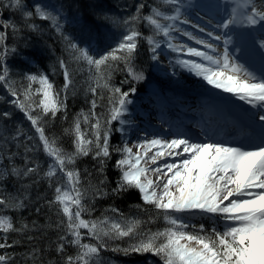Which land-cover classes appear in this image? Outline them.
<instances>
[{"label": "snow or ice", "instance_id": "obj_1", "mask_svg": "<svg viewBox=\"0 0 264 264\" xmlns=\"http://www.w3.org/2000/svg\"><path fill=\"white\" fill-rule=\"evenodd\" d=\"M173 6L171 14L153 8L151 14L141 16L139 5L137 13L123 21L128 25L115 47L109 48L103 54L93 53L90 44L83 46L64 29V17L59 10L37 3L33 11H25L23 0H0V6L23 13L26 26L32 31H39V26L33 22L38 17L50 23L58 37L63 41L65 50L71 60L79 65H86L89 72L88 91L93 96L98 95L97 89H106L111 93L108 98L110 107L103 118L96 113L97 101L91 100L88 114L83 112L75 118L71 129L74 137L73 152H66L59 146L54 137L45 134V117L55 118L67 108V94L73 85V71L64 59H58V67L62 71L64 87L61 91L54 88L49 77L44 74H30L23 92L15 87L10 79L9 69L5 63H0V85H3L12 97V105L23 113L30 122L35 136H27L29 141L36 139L42 145L44 153L50 158V163L44 176L53 187L54 196L48 201L50 207H55L61 217L57 228L62 230L56 252L63 254L66 244L73 245L75 255L61 256L63 264H100L102 249H108V241L127 238L129 243L124 248H112L114 252L124 255L152 254L159 257L162 264H264V71L257 76L248 67L234 58L230 46L233 43L231 29L235 27L254 28L259 26L264 30V0L257 4L256 0H225L232 5L229 14L216 27L220 33L207 31L198 27L201 33L222 44H213L185 31L178 24H190L184 17L185 7L181 0H164ZM219 7V5H215ZM145 21L153 34L146 37L152 60L159 62L162 44L173 54L175 59L169 63L194 73L214 89L231 94L239 101L249 105L256 111H248L249 122L255 129V135L250 139L249 147L225 145L208 140H194L191 137L176 134L168 139L164 136L145 138L131 147L128 143L115 147L120 158L115 167L119 169L120 179L112 189V194H122L129 190H137L144 204L157 209L166 221L167 227L162 231L142 232L141 221H116L108 216L98 220L84 218L91 209L86 200L91 196H105L99 185L90 186L91 191L84 188L81 173L74 167L78 157L92 155L100 165V171L111 158L110 139L112 124L118 122L122 133L124 126L131 124L125 119L129 114V105L133 101L130 94L136 89L123 91L109 84L111 71L122 63L127 69L132 81L145 80L142 72L135 70L133 62L142 33L135 28L139 21ZM166 21L162 23L161 21ZM0 61L7 55L15 53V47L7 46L8 30L13 34L19 32L17 25L11 21L0 20ZM180 33L203 49L179 43L173 33ZM163 37V40L157 39ZM260 48L264 49V42ZM255 52L264 65V51L255 47L252 41L250 49ZM187 56L196 59H183ZM34 84L39 85L33 88ZM39 97V99H36ZM103 99V97H101ZM3 117L11 118V113L5 111ZM88 125L89 130L83 131L81 125ZM26 135L22 128H17L11 137L19 141ZM5 143L8 137H3ZM26 152L32 151L28 145H23ZM133 148L136 151H133ZM151 153V155H149ZM14 157L15 154H12ZM170 159L171 162H168ZM160 160H165L160 163ZM154 165L155 167H151ZM39 165L29 166L26 162L23 169L11 167V175L17 178L28 177L38 173ZM104 183L101 179L100 184ZM19 196L0 195V206L4 208L21 209L25 206ZM39 211V209H37ZM116 212V209H112ZM197 214L221 218L226 222L223 231L213 228L206 233L200 225L197 231H188L190 224L187 216ZM191 227L195 228V225ZM29 230L28 224L16 227L10 216L0 215V249L14 246L15 242L8 240L9 233H23ZM82 230H86L82 231ZM85 234L96 243H84ZM31 239V237H29ZM38 249L32 250V257L38 255ZM14 258L9 254H0V264H13Z\"/></svg>", "mask_w": 264, "mask_h": 264}, {"label": "trees", "instance_id": "obj_2", "mask_svg": "<svg viewBox=\"0 0 264 264\" xmlns=\"http://www.w3.org/2000/svg\"><path fill=\"white\" fill-rule=\"evenodd\" d=\"M112 1L116 3L118 0ZM141 4L144 5V9L142 10L144 12L150 10V5H152L148 0H124L121 3V5L125 6L123 8L130 7L126 15L134 12ZM99 13L100 8H95L94 12L93 8H90L87 16L92 20L102 19L101 21L110 22L108 17L110 14L105 12L106 14L104 13V16H100ZM140 15L143 16L142 13ZM126 19H129V17L117 19V24L127 29L128 25L123 23ZM35 22L38 26L43 24L41 20H36ZM134 26L141 33H145L143 39L141 38V41L138 42L136 54H138L139 59H142L143 63L148 62L149 57L151 60L152 53L146 37L153 34L152 29L150 26L147 27V23L143 20L137 22ZM66 33L72 36L69 31H66ZM11 34L15 36L10 43V49L15 47L17 51L8 54L9 61L6 62V65L9 69L10 79L15 82V87L21 93L28 83L26 76L21 77V75L12 74V70L16 69L14 66H18L22 74H25L22 65L19 64V58L34 59L36 57L38 59V65L31 67V74L47 75L53 83L54 88L57 91H61V96H63L64 78L62 71L58 67V59L66 60L70 69L73 71V85L67 94L66 111L62 110L55 118H50V115L44 118L45 134L50 138H56L59 146L66 152H72L73 148L75 149L74 143L72 142L73 135L67 130L71 129L73 121L82 112L84 114L89 113L92 99H96L97 101L96 113L101 115L102 118L106 116L108 108L110 107L108 98L111 96V93L106 89H97L98 95L93 96L88 91L89 72L87 71V66L76 64L71 60V57L65 50L63 41L59 37L57 40L54 37L47 36L46 38L53 39L52 44L49 41H40L38 38H35L34 33H31L29 29H25V31L16 34L11 32ZM35 41L38 43H34ZM120 64H117L111 71L109 84L113 87H119L123 91L130 92L132 88L140 90L142 88V81L138 83L132 81L127 69L124 66H120ZM147 65H150V62ZM32 87L35 89L39 85L34 84ZM4 90L6 88L0 85V99H3V103H8L11 97L8 93L2 94ZM36 99H39V97ZM0 108L2 112H5L6 107L1 102ZM9 111L16 116L14 120L7 122L5 117H0L1 137L7 136L9 138L7 143L3 139L4 142L0 144L1 157H4V160L6 159L7 161L5 163L6 169L2 173V177H0V195L19 196L21 199H24L26 196L27 199L24 201L25 206L21 209L0 206V215L10 216L16 227H20L22 223L28 224L29 230L23 233H9L8 240L10 243L15 242L14 246L7 249H0V254L6 253L13 256V264H63L61 256L75 255L77 249L71 244H66L63 254L57 253L55 250L56 244L59 242V236L63 233L60 228H57V223L61 217L57 215L55 207L48 205V201L54 196L53 187L49 186V180L44 176V172L50 163L48 161L49 157L44 153L40 145L35 144L34 140L29 141L24 136H21L19 141L11 139L17 128H22L25 133V131H28L30 124L24 118L23 113L19 114L15 107H9ZM111 127L110 151H112V154L111 158L107 160L103 172L100 171V165L92 155L78 157L76 163L71 165V167H74L81 173V182L84 188L91 191L90 186L99 185L105 192L109 193L108 195L97 196L95 198L90 196L85 203L90 207L91 213L85 214L84 218L98 220L104 216H108L112 220L118 219L121 222L126 220H139L142 222L140 229L142 232L162 231L167 227V223L162 218V214L152 206L144 204L137 190H129L119 195L112 194V189L116 187L120 179V172L115 167V163L118 160V153L112 150L117 147L115 143L119 141V136L116 133V125ZM81 128L86 132L89 130L88 125L83 123ZM25 144L32 148V151L25 153L23 146ZM12 154H15V156L13 157ZM26 162L29 163V166L39 165L38 173L21 178L11 175L10 170L12 166L23 169ZM3 177L5 178L3 179ZM101 179L104 181L102 185L100 184ZM112 209H116L117 211L113 212ZM197 230H199L198 225H195V228L190 226L188 229V231ZM0 236H3V234L0 233ZM108 243L109 248L101 250L99 257L100 264H162L159 257L149 263L145 258H136L137 256L134 254L124 255L121 252L111 250L112 248L127 247L129 243L127 238L108 241ZM33 249L39 250L35 259L31 255ZM148 254H142V256ZM136 260L139 261L137 262Z\"/></svg>", "mask_w": 264, "mask_h": 264}, {"label": "rangeland", "instance_id": "obj_3", "mask_svg": "<svg viewBox=\"0 0 264 264\" xmlns=\"http://www.w3.org/2000/svg\"><path fill=\"white\" fill-rule=\"evenodd\" d=\"M40 1H44V2H46V0H40ZM202 1V0H201ZM223 1V0H222ZM183 4L185 5V7L187 6V3H185V2H183ZM36 4H31V5H29L28 4V8L30 9V11H33L34 12V6H35ZM166 7L167 6H161V8H162V12H165L166 11ZM183 8L182 9V11H183V13H184V17H189L190 15H189V12L187 11V8ZM4 8V7H3ZM4 10L8 13V19L9 20H14L15 22H18L19 23V28L20 29H29L27 26H26V24H25V22H24V20H19V19H17L16 18V15H17V13H19V14H21L19 11H15V10H12V9H9V8H4ZM149 14H151V10L147 13V15H149ZM109 17V19L112 21V22H117V18H118V16H117V14H114V15H109L108 16ZM132 17V16H131ZM35 18H37V17H35L34 16V18L33 19H35ZM106 19V18H105ZM178 26L179 27H181L182 29H184L185 31H187V32H190V33H192L193 35H196V31H198L199 30V28L198 27H193L195 30L193 31L192 29H189L188 28V26H187V24H178ZM147 27H149V25L147 24ZM2 30H4L3 28H1ZM151 30V29H150ZM144 35H145V33L144 34H142V36H141V38L143 39V37H144ZM173 35L176 37V40H177V42H179V43H183V44H187L186 43V41L184 40V38L183 37H185V38H187L186 36H183L182 34H180V33H176V32H174L173 33ZM183 36V37H182ZM141 38L139 39V41H141ZM158 38V37H157ZM159 39V38H158ZM164 46V45H163ZM162 46V47H163ZM165 48H166V46H164ZM159 51V50H158ZM160 53H162V54H164V55H166V58L165 57H163V60H165V61H168L169 62V60L170 59H172V60H174L175 59V54H173V53H171L167 48L165 49V50H163V49H160V51H159ZM138 54H136L135 55V59H134V62H133V66H134V68H135V70L136 71H138V72H142L143 74H144V76L146 77L145 78V80H143L142 81V83L143 84H148V83H152L153 81H155V75H159V79H162V80H165V81H174L175 80V76L172 74V73H169L168 71H167V69H164L163 67H162V65H161V63L160 62H155L154 64H156V67H154V69L152 70L151 68H147V66L142 62V59L140 58H138V56H137ZM160 58H161V55H160ZM181 58H183V59H190V57H187V56H182ZM172 65V64H171ZM84 66H86V65H84ZM120 66H124L122 63L120 64ZM125 67V66H124ZM174 79V80H173ZM176 82V84H179V85H181L182 84V82H180V81H175ZM199 82L202 84V86L203 87H205L208 91H210L212 94V99H215V97L214 96H220L221 98H225L226 100L229 98V96H230V94H228V93H224V92H222L221 90H218V89H214V88H212V86H210V85H208L205 81H203L202 79H200L199 80ZM178 85V86H179ZM130 99L132 98V96H130L129 97ZM160 103H162V102H160ZM207 105V106H206ZM207 107H210V104H205V108L206 109H203L204 110V112H207L206 110L208 109ZM129 110H130V105H129ZM136 115H137V113H135V115H134V112L133 113H131L130 114V111H129V114L125 117V119H127V120H130L131 121V124H129V125H125L124 126V128H125V131L122 133L121 132V136H119V142H117V143H115L117 146H121L123 143H128V145L131 147L133 144H135V143H137L138 141H141V140H143V139H140L139 140V137L138 136H134V135H138V133L140 132L139 131V127H138V125L136 124V122H135V120H136ZM118 124V127L119 128H121V125L118 123V122H114V124ZM140 124V123H139ZM112 133V132H111ZM72 142L74 143V137H73V140H72ZM24 150H25V148H24ZM75 149L73 148V150H72V152L74 151ZM133 151L135 152L136 151V149L135 148H133ZM25 153H26V151H25ZM118 159L120 158V156H119V153H118V157H117ZM49 160H50V158H49ZM151 166V165H150ZM71 167V166H70ZM140 194V193H139ZM116 221H120V220H118V219H115ZM82 231H85L86 232V230H82ZM84 243H96V241L95 240H91L86 234H85V239H84V241H83Z\"/></svg>", "mask_w": 264, "mask_h": 264}, {"label": "bare ground", "instance_id": "obj_4", "mask_svg": "<svg viewBox=\"0 0 264 264\" xmlns=\"http://www.w3.org/2000/svg\"><path fill=\"white\" fill-rule=\"evenodd\" d=\"M199 4H201V5H204L205 3L204 2H198ZM215 5H217V3H215V1H213V4L212 3H210L209 4V7L210 8H216V6ZM227 7H229V5H227V4H225ZM232 7V5L230 6V8ZM222 11H223V9H222ZM193 12H196V11H193ZM197 14V16L200 18V20L197 18V20L199 21V22H196V21H194V20H192V17H187V19L188 20H190L191 21V23L190 24H187L188 26H190V28L189 29H192L193 31L195 30L194 28H193V25H198L199 27H203V28H205L207 31H212V32H214V33H217L215 30H212L211 29V27H207V26H203L202 24H203V20H205L208 24L209 23H215L216 25H217V23L215 22V20L214 19H212L209 15H207L206 17H204V15L203 14H199V13H196ZM196 23H198V24H196ZM258 28H260L259 26H257ZM254 28H256V27H254ZM251 29H253V28H251ZM251 29H246V30H244V33H245V35L247 36V37H249V38H251V39H254V40H258L259 39V36L257 35V33L254 31V30H251ZM207 31L206 32H204V33H201L199 30L196 32V35L195 36H197V37H199V38H201V39H204V40H208V41H210L211 43H213V44H219L218 42L219 41H215V40H213L211 37H209L208 35H207ZM185 41H186V45H189V46H192V47H197V48H201V50H205L206 51V49H203V47L201 46V45H196L195 44V42L193 41V40H189L188 38H185L184 39ZM221 48V50H222V47H220ZM257 49H261L260 48V44H258L257 45ZM235 53H237L238 55L240 54V52L237 50V51H234V52H232V55H234ZM163 57H164V55H161V63H162V65L164 66V68L165 67H167V65H166V61L164 62V60H163ZM190 59H196V58H190ZM233 99L235 100V101H239L238 99H236L235 97H233ZM228 107L229 108H236L233 104H229L228 105ZM153 136H163L159 131H158V129H152L149 133H148V138H151V137H153ZM165 138H168V139H171V138H173L172 136H164ZM149 155H151V153L149 154ZM161 164L162 163H164L165 162V160H160L159 161ZM168 162H171L170 161V159H169V161ZM151 167H155L154 165H151Z\"/></svg>", "mask_w": 264, "mask_h": 264}]
</instances>
